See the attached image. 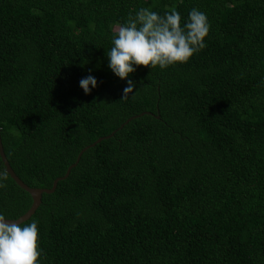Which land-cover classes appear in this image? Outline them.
<instances>
[{"label":"trees","instance_id":"obj_1","mask_svg":"<svg viewBox=\"0 0 264 264\" xmlns=\"http://www.w3.org/2000/svg\"><path fill=\"white\" fill-rule=\"evenodd\" d=\"M141 7L182 23L195 7L210 30L187 63L137 67L122 99L106 52ZM0 137L40 189L108 137L24 222L40 264H264V0H0ZM4 183L18 219L32 199Z\"/></svg>","mask_w":264,"mask_h":264},{"label":"clouds","instance_id":"obj_2","mask_svg":"<svg viewBox=\"0 0 264 264\" xmlns=\"http://www.w3.org/2000/svg\"><path fill=\"white\" fill-rule=\"evenodd\" d=\"M207 14L191 8L182 23L176 8L160 14L141 7L134 15L117 25L111 47L106 52L108 67L126 81L123 98H134L136 85L129 79L139 66L166 69L187 63L201 51L209 34ZM85 94L97 87V79L89 74L79 81ZM6 173H0V188L5 187ZM39 229L36 221H10L0 213V264H40Z\"/></svg>","mask_w":264,"mask_h":264},{"label":"water","instance_id":"obj_3","mask_svg":"<svg viewBox=\"0 0 264 264\" xmlns=\"http://www.w3.org/2000/svg\"><path fill=\"white\" fill-rule=\"evenodd\" d=\"M104 138H108V137H104ZM104 138H99L95 143L91 144L90 146L85 147L84 149H82V151L79 153L76 161L74 164H72L66 171L65 175L63 177L57 178L56 180H54L52 187L50 189H40V188H30L27 185H25L14 173V171L11 169L6 156L3 152V147H2V142H1V137H0V158L2 160L5 172L11 177V179L24 191H26L31 199H32V204L30 206V208L28 209V211L23 214L22 216H20L18 219L15 220H10V221H19L21 223H24L25 221H27L37 210V208L39 207L40 203H41V198L42 195L45 194H51L54 192L57 183L61 180H64L68 177L70 170L72 168H74L76 166V164L78 163L80 156L82 155V153L84 151H86L89 147L94 146L96 143L100 142L102 139Z\"/></svg>","mask_w":264,"mask_h":264}]
</instances>
